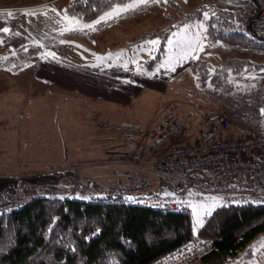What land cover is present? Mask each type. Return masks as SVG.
<instances>
[{
    "label": "rangeland",
    "instance_id": "374dc122",
    "mask_svg": "<svg viewBox=\"0 0 264 264\" xmlns=\"http://www.w3.org/2000/svg\"><path fill=\"white\" fill-rule=\"evenodd\" d=\"M34 1L0 0V7L3 8L0 9V13L8 14V20L12 23V29L15 30V33L7 32L4 39H0V62L15 56V50L22 46H25L22 48L24 54L29 50L28 45H37L43 49L42 54L30 56L27 64L15 76L18 78L17 76L21 74V80L17 85L22 99H31L34 96L31 89H28L27 81L30 73L25 72H29L38 63L35 60L48 59L44 57L47 55L46 51L54 55L53 59L67 65L89 67L104 63L119 65L126 63L128 68L130 63V68H139L137 64L141 63L139 69H145L142 66L150 63L153 65L149 74L162 66L169 67L175 60L188 56L192 52L197 56L194 63L205 59L215 65L218 63V56L222 57L223 54L219 49L214 48L213 43L205 36L207 18L218 11L234 13L242 11L249 8L252 3V0H163L162 2H159L160 0H129L113 5L89 22L70 19L72 22L68 25L63 21L64 18H60L49 9L45 11L51 6V2H38L40 4L37 3L31 7ZM79 1L60 0L56 2V6L67 9ZM66 5L67 8H65ZM122 15L130 16L138 22L129 23L128 21V24L124 26L113 27V21L119 17L123 18ZM135 23H137L136 26ZM246 26L249 33L253 35V28L248 19H246ZM52 35L56 38L59 35L67 36L68 39L60 43L48 38ZM96 35L98 41L93 42ZM46 47H51V50ZM11 62L15 64L19 60L14 59ZM257 79L264 86L262 74L251 78L250 81ZM7 88L5 93L9 92ZM150 92L135 99L140 103L132 101L130 105L128 104L129 115L125 114L123 109L115 114L117 118H126L125 122L121 120V122L109 123L99 120L97 116H94L96 112L91 111L101 107L103 116L108 115L106 105H98L99 107L91 103L85 105L87 109V112L83 110L85 132L84 138L81 137V139L83 138L85 143V150L94 152L83 154L75 153V147L67 153L65 146L69 148L70 145L65 137L63 153L50 152L53 150L52 144L48 145L47 141L51 140L52 129L55 126L62 129V122L53 117L52 113L57 114L56 110L61 112V109L65 107L63 104L30 106L25 105L22 99L20 104L14 106L1 103L0 110L4 109V112L20 109L19 114L22 120L17 128L18 135L4 138L6 142L4 152H0V164L4 165V168H0V196L15 195L18 192L26 200L37 194L39 190L43 194V191H48L47 187H49L52 195L56 193L73 198L79 197L82 188L88 193L85 195L87 197L91 193L98 195L122 189L133 177L146 180L150 190L154 189L150 183H153L156 178L174 182L176 176L161 179L152 168L137 167L130 161V156L138 147L147 146L149 139H152L148 134L159 122L160 96L159 93L155 95ZM162 92L163 113L171 110L179 116L178 118L187 124L185 134L187 141L195 139L197 133L204 127L207 110L214 103L203 97L202 94L206 92L197 89L195 73L191 67L179 75L176 81L165 82ZM55 96L60 99V92H53L51 97L55 98ZM145 109L149 110L148 119L145 117ZM262 109L264 104L260 109L259 120L260 129L264 132ZM145 123L148 126L142 129L134 127L146 125ZM57 131L60 132V130ZM53 133L56 134L55 131ZM69 139L81 141L77 132ZM98 146H101L100 150L103 148L105 150L96 154V150L92 148ZM158 153L159 151H156L154 155ZM80 155L83 156L81 161L76 160ZM140 170L145 171L141 173V176L138 172ZM6 187L12 189L1 190ZM165 189L167 186L159 190V194H165L166 192H163ZM8 190L14 191L9 193ZM46 191L44 193L47 194ZM186 197L195 231H198L206 216L222 204L220 196L196 188L189 189ZM231 264H264V233L257 236Z\"/></svg>",
    "mask_w": 264,
    "mask_h": 264
},
{
    "label": "trees",
    "instance_id": "16d2710c",
    "mask_svg": "<svg viewBox=\"0 0 264 264\" xmlns=\"http://www.w3.org/2000/svg\"><path fill=\"white\" fill-rule=\"evenodd\" d=\"M127 1L80 0L66 12L89 22L113 5ZM246 19L241 11L211 14L206 20L205 36L224 57L218 56L215 65L201 59L191 70L197 89L206 92L203 97L214 103L208 114L223 110L234 124L262 131L259 120L264 86L258 79H250L261 74L264 79V40L255 37L254 26L253 35L249 33ZM23 47L15 50V56L0 62V69L19 72L30 56L43 53L41 47L28 45L24 54ZM14 59L19 62L12 63ZM152 65L142 68L149 74ZM185 134L171 139L159 153L189 142ZM193 174L176 177V186L165 180L172 190L163 195L180 192L186 197V192L195 188ZM47 189H43L47 194L39 190L26 200L18 192L0 196L18 204L0 213V264H152L195 238L210 241L213 248L194 264H231L264 233V205L222 203L195 231L190 209H154L140 203L144 196L136 203L129 198L135 189L125 195L90 192L85 197L88 193L81 188L76 198L52 195Z\"/></svg>",
    "mask_w": 264,
    "mask_h": 264
},
{
    "label": "built area",
    "instance_id": "2783aa9c",
    "mask_svg": "<svg viewBox=\"0 0 264 264\" xmlns=\"http://www.w3.org/2000/svg\"><path fill=\"white\" fill-rule=\"evenodd\" d=\"M241 13L254 26L255 37L264 40V0H252L251 6ZM204 125L195 139L154 155L187 131V125L169 110L148 134L152 139L147 146L138 147L130 161L137 167L152 168L165 179L193 172V186L220 196L223 204L264 205V132L234 124L223 110L208 114ZM174 182L176 186L178 179ZM148 188L146 180L133 177L128 186L111 193L125 195L135 189L143 193V205L165 212L189 211L188 200L180 192L156 195ZM16 207L18 204L9 197L0 199V213ZM212 248L210 241L195 238L152 264H194Z\"/></svg>",
    "mask_w": 264,
    "mask_h": 264
},
{
    "label": "crops",
    "instance_id": "0c3cea01",
    "mask_svg": "<svg viewBox=\"0 0 264 264\" xmlns=\"http://www.w3.org/2000/svg\"><path fill=\"white\" fill-rule=\"evenodd\" d=\"M43 1L51 2V6L47 8V10L45 9V11H48L49 9V11L54 12L60 18H64L63 21L67 24L72 22V20L70 19H77L79 21H83L79 17L69 16L66 13V9H63L62 7H57L56 2H59L60 0H35L32 3L34 5H31V7L35 6L38 2L43 3ZM162 1L163 0H160L159 2ZM65 8H67V5ZM0 9L3 8L0 7ZM122 16L123 18L119 17L118 19L113 21V27H117L119 25L124 26L125 24H128V21L129 23L138 22L136 20H133V18H131L130 16ZM118 20L120 21L116 23V21ZM130 25L132 26L133 24ZM134 25L136 26L137 23H135ZM5 29H7V31H5ZM10 31L15 33V30L12 29V23L8 20V14L1 12L0 39L3 40L4 37L7 35V32ZM131 35L133 37L132 32ZM48 38L50 40L55 39L60 43L68 39L67 36L63 37L61 35H59L58 38L53 35L49 36ZM92 41H98L97 35ZM46 48L48 50H51V47ZM46 52L47 55L44 57L48 59L35 60L38 63L33 67V69L31 68L29 72H25L26 74L30 73V75H28L27 83L29 86L28 89L30 88L32 95H34L31 99L20 98L19 86L17 84L21 80V74L17 76L18 78L15 77L16 75H18L19 72H11L7 69H0V104L7 103L11 106H14L15 104H20L21 99L24 100L25 105L30 106L63 104V106L65 107L61 109V112L60 110H56L57 114L54 115V113H52L53 117L59 119L62 122V129L57 128V126H55L51 131V140L47 141V143L48 145L52 144L53 150H50V152L55 153L56 151L63 153V140L65 137L68 139L66 140V142L70 145L69 148H66L67 146H65V151L69 153L70 149L72 150L75 147L74 152H78V154H83L84 152H94L85 150V143L83 141V133L85 132V115L83 114V110L85 109V105H87L88 103L97 106L106 105L105 107L108 108L106 109L108 115L103 116L102 108L99 106L97 110L91 111L96 112V115L94 116H97L99 120H104L109 123L121 122V120L122 122H125L126 118H117L115 117V114L117 112H121V110L123 109V112H125V114L128 113L129 115L130 113L128 112V109L130 108H128V104L130 105L132 101L140 103V101H137L135 99L139 98V96L144 94L146 91L147 92L145 93V95L148 94V92H150L148 90H151V94L157 95L159 93L160 96L158 120L159 122H157L159 124L164 115L162 111V106L164 105V98H162L161 96L163 94L162 90L164 88V83L176 81L179 75L189 70V68L195 62L197 57L196 53L192 52V54H189L188 56L186 55L184 57H181L180 59L175 60L169 67L166 68L165 66H162L161 68L155 70V72H151L150 74H148L147 72H144L145 70L139 69L141 67V63L137 64V67L139 68H130V63L128 64V68L126 67V63H122V65L116 63H104L92 65L89 67H87V65H67L53 59L52 57L54 55L50 53V51ZM159 63L161 62L159 61ZM6 88L9 90V92L7 93L4 92ZM144 90L145 92H143ZM53 92H60V99L58 98V96H55V98L51 97ZM155 95L154 97H156ZM85 111L87 112V109H85ZM148 112L149 110L145 109L146 119L149 118ZM19 113L20 109L18 108L16 110L12 109L11 112H4V109L0 110V152H4L3 148L6 144L4 138L15 137L19 133L17 128L19 126L20 120H22L21 114ZM178 117L179 116H177V118ZM146 126L148 125H135L134 127L142 129ZM57 130H60V132H58ZM54 131L56 132V134L53 133ZM68 131L70 132L69 134L67 133ZM76 132L78 135H80L81 141H74L69 139L70 136L74 137V134ZM81 137L83 138L81 139ZM100 147L101 146L92 148V150H96V154L99 151L102 152L105 150L104 148H101L102 150H100ZM77 158L78 159L76 160L81 161L83 156L80 155ZM49 162L51 161L49 160ZM0 168H4V165L0 164ZM138 172H140L141 176V173L145 171L140 170ZM150 184L153 186L154 189L150 190L151 188L149 187V192H152L156 195H159V190H162L165 186H167V189H165L163 192H166L168 194L172 190L168 183L163 180H160L159 178L154 179L153 183L151 182ZM7 189L12 188L6 187L2 188L1 190ZM13 191L8 190L7 192L11 193ZM142 194L138 191L136 192L132 190L129 198L136 201L137 203L141 201V198L143 197Z\"/></svg>",
    "mask_w": 264,
    "mask_h": 264
},
{
    "label": "snow or ice",
    "instance_id": "6c2138e0",
    "mask_svg": "<svg viewBox=\"0 0 264 264\" xmlns=\"http://www.w3.org/2000/svg\"><path fill=\"white\" fill-rule=\"evenodd\" d=\"M5 31H7V29H5ZM262 111H264V109H262Z\"/></svg>",
    "mask_w": 264,
    "mask_h": 264
}]
</instances>
